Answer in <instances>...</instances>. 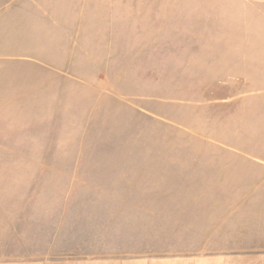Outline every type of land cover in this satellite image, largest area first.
Wrapping results in <instances>:
<instances>
[{
	"label": "rangeland",
	"instance_id": "rangeland-1",
	"mask_svg": "<svg viewBox=\"0 0 264 264\" xmlns=\"http://www.w3.org/2000/svg\"><path fill=\"white\" fill-rule=\"evenodd\" d=\"M264 256V7L0 0V264Z\"/></svg>",
	"mask_w": 264,
	"mask_h": 264
},
{
	"label": "crops",
	"instance_id": "crops-1",
	"mask_svg": "<svg viewBox=\"0 0 264 264\" xmlns=\"http://www.w3.org/2000/svg\"><path fill=\"white\" fill-rule=\"evenodd\" d=\"M249 3L257 4L258 6L264 7V0H246ZM20 264H43V263H20ZM54 264H75L74 262H58ZM78 264H264V256H250L248 258H222L220 257H209L205 255H195V256H181L174 258H151V259H135L127 260L124 262L109 260L101 262H89L83 261Z\"/></svg>",
	"mask_w": 264,
	"mask_h": 264
}]
</instances>
